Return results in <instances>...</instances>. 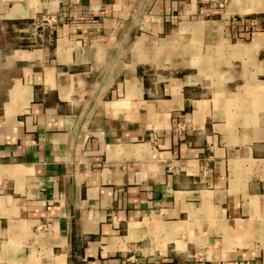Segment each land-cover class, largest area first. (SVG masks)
<instances>
[{"label": "crops", "instance_id": "1", "mask_svg": "<svg viewBox=\"0 0 264 264\" xmlns=\"http://www.w3.org/2000/svg\"><path fill=\"white\" fill-rule=\"evenodd\" d=\"M121 262L264 264V0H0V264Z\"/></svg>", "mask_w": 264, "mask_h": 264}, {"label": "built area", "instance_id": "2", "mask_svg": "<svg viewBox=\"0 0 264 264\" xmlns=\"http://www.w3.org/2000/svg\"><path fill=\"white\" fill-rule=\"evenodd\" d=\"M56 23V18L53 15L44 14L40 17L36 18L33 22L34 33H38L39 30L45 27H52ZM252 26H255V21L251 22ZM120 264H126L125 262H121Z\"/></svg>", "mask_w": 264, "mask_h": 264}]
</instances>
